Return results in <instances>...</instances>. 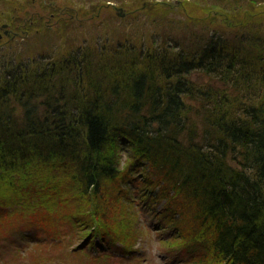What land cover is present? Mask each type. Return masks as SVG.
<instances>
[{"label":"trees","instance_id":"trees-1","mask_svg":"<svg viewBox=\"0 0 264 264\" xmlns=\"http://www.w3.org/2000/svg\"><path fill=\"white\" fill-rule=\"evenodd\" d=\"M15 6L1 21L13 26ZM203 25L179 34L169 24L138 46L106 38L54 59L2 53L0 198L20 190L29 201L62 175L80 202L101 208L75 211L79 228L97 216L126 223L114 191L119 144L161 181L153 195L173 235L189 212L194 244L227 264H264V32L260 23L231 36ZM201 72L212 82H196ZM143 186L150 196L154 183Z\"/></svg>","mask_w":264,"mask_h":264},{"label":"rangeland","instance_id":"rangeland-1","mask_svg":"<svg viewBox=\"0 0 264 264\" xmlns=\"http://www.w3.org/2000/svg\"><path fill=\"white\" fill-rule=\"evenodd\" d=\"M15 4L19 9L10 21L13 26L1 21L6 17L0 18V55L15 61L41 54L54 59L76 46L106 38L138 46L152 33L167 31L169 24L170 31L179 34L203 33V24L229 36L259 23L264 32V0H0L1 15ZM2 24H7L8 35ZM196 82H212V78L201 72ZM190 104L194 111L197 103ZM114 146L120 160L114 191L127 224L97 216L91 228H79L74 212L82 206L79 216L83 211L82 216H93L101 211L99 202H80L73 183L55 168L61 177L55 176L53 185L41 186L37 193L26 194L29 201H23L22 195L15 197L20 190L7 189L0 198V264H227L194 244L191 235L198 232L189 212L178 218L180 234H172L171 223L158 211L165 201L153 195L161 183L155 184L154 170L128 148ZM148 180L154 183V188L146 187L150 196L142 190ZM102 232L113 238L112 243L103 239Z\"/></svg>","mask_w":264,"mask_h":264},{"label":"flooded vegetation","instance_id":"flooded-vegetation-1","mask_svg":"<svg viewBox=\"0 0 264 264\" xmlns=\"http://www.w3.org/2000/svg\"><path fill=\"white\" fill-rule=\"evenodd\" d=\"M6 29H7V28H6V25H5V29H4V32H6V31H7ZM7 33H8V31H7ZM7 33H6V34H7Z\"/></svg>","mask_w":264,"mask_h":264}]
</instances>
